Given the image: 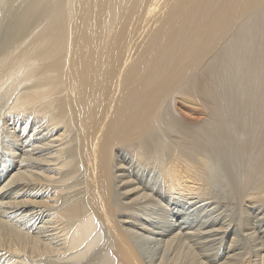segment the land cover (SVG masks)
I'll return each instance as SVG.
<instances>
[{
  "label": "bare ground",
  "instance_id": "obj_1",
  "mask_svg": "<svg viewBox=\"0 0 264 264\" xmlns=\"http://www.w3.org/2000/svg\"><path fill=\"white\" fill-rule=\"evenodd\" d=\"M24 1L0 264H264V0Z\"/></svg>",
  "mask_w": 264,
  "mask_h": 264
},
{
  "label": "rangeland",
  "instance_id": "obj_2",
  "mask_svg": "<svg viewBox=\"0 0 264 264\" xmlns=\"http://www.w3.org/2000/svg\"><path fill=\"white\" fill-rule=\"evenodd\" d=\"M15 1V2H14ZM24 0H3V2L2 3H0V9H2L1 11H0V37H1V35H3V34H7V33H10V30L12 29V27H13V25H14V22L16 21V19H17V17H18V15H20L21 13H22V11H23V6L25 7V5H23L24 4V2H23ZM23 3V4H22ZM2 4V5H1ZM22 4V5H21ZM25 4H26V2H25ZM18 7H17V6ZM21 6H22V8L23 9H21ZM4 11V12H3ZM14 13H15V15H14ZM3 14V15H2ZM2 17V18H1ZM5 19H4V18ZM4 19V20H3ZM12 20H14V22L12 21ZM7 32H6V31ZM6 32V33H5ZM2 33V34H1ZM3 36H5V35H3ZM1 39H3V37H1ZM0 43H1V41H0ZM2 102L3 101H1L0 102V105L2 104ZM4 104H6V105H4ZM4 104H2V107L0 106V183L1 182H3V179H5V177H6V175L8 174V173H6L8 170L10 171L11 169H12V167H15L16 165V163H17V156L15 155L16 153H18L19 152V149H16V148H19L18 146V144H19V141H17V134H19V132H17V130L15 131L13 128H11V126L9 125V124H11L10 122H12L11 120H5V115L7 114V108H9L8 107V104L10 105V102H8V101H5L4 102ZM4 107H5V109H4ZM5 111V112H4ZM4 117V118H3ZM2 119H3V121H2ZM6 121V122H5ZM5 122V123H4ZM28 124H29V127L25 130V131H23L24 132V134H27V133H30V124H31V122L30 121H28L27 122ZM22 124L23 125H25L26 124V122H24V123H21V122H19V123H17V125L19 126V128L22 126ZM34 125H36V124H34ZM5 126V127H4ZM3 128V129H2ZM8 128V129H7ZM2 130V131H1ZM11 131H12V133H11ZM9 133V134H8ZM13 134V135H12ZM3 135V136H2ZM9 135V136H8ZM12 135V136H11ZM15 135V136H14ZM16 138V139H15ZM15 140V141H14ZM15 142H17V143H15ZM17 144V145H16ZM5 145V146H4ZM15 146V147H14ZM5 147H7L8 149V151H10V152H8V151H6L5 150ZM10 148V149H9ZM14 152V153H13ZM12 153V154H11ZM6 154V155H5ZM9 154H10V156L12 157V161H9L8 160V157H10L9 156ZM14 154V155H13ZM3 157V158H2ZM12 166V167H11ZM3 174V175H2ZM4 177V178H3ZM221 198V197H220ZM214 199V198H213ZM224 199V200H223ZM220 199L218 198V199H214V200H208L207 199V201H209V203L207 204V202H206V200H204V204L203 205H205V206H203V208H204V210H202V211H200V212H198V213H196V219L197 220H199V221H202L203 220V218L208 214L207 213V211H208V209L210 210V209H212V208H214L215 207V209H216V207H219L220 208V211L221 210H223V209H225L224 210V213L223 214H225V215H229L230 216V214H229V211L227 210L228 208H226V206H227V204H229V200L228 199H226V200H228V201H225V198H221V200L219 201ZM218 201V202H217ZM206 202V203H205ZM225 202V203H224ZM206 204H207V206H206ZM216 205V206H215ZM171 206H172V208L173 209H171ZM167 208H168V215L170 216V218H171V221H174V220H176V218H178V216H177V213H178V211H177V206H176V204H171V205H169V206H167ZM170 208V209H169ZM219 211V210H218ZM11 215V213H9V215H8V213H3V217H1V218H6V217H8V216H10ZM211 216H212V214H211ZM210 216V217H211ZM165 217H163V218H160V220L162 221V219H164ZM167 218V217H166ZM191 218H194L193 216H191ZM7 219V218H6ZM18 220L19 222H21V220L19 219V216H17V218H12V220ZM226 219V218H225ZM142 220V219H141ZM218 222H222V220H219ZM34 224L35 223H33L32 221H26L25 222V224H24V226L25 227H31L32 225L34 226ZM147 226V225H146ZM141 227V226H140ZM142 228L144 229L145 228V226L143 227L142 226ZM140 232V231H139ZM141 233H143L142 231H141ZM239 233H241V231L239 232ZM144 234V233H143ZM145 234L146 235H148V236H150V234L149 233H147V232H145ZM244 234V233H243ZM151 237V236H150ZM231 238H232V233L231 232H225V234L223 235V242L221 243V247H220V251H217V249L218 248H215L214 249V253H216V254H218V255H215L216 256V259L217 260H219V257H220V252L224 255V254H226V251L228 250V245H229V243H230V240H231ZM238 238H239V240H242L241 238H242V235H239L238 236ZM140 242H143V240H139V242L137 243V244H139L140 245ZM255 243V242H254ZM251 244H253V243H251ZM237 245H239V247L241 246V244L240 243H238V242H235L234 243V246H233V249L232 250H230V252L232 253V254H237V252H239V250L237 249L238 248V246ZM216 246H219V244L217 243V245ZM234 248H236V249H234ZM209 251H210V249H208ZM219 250V249H218ZM213 250H212V248H211V252H212ZM29 263H33V261H30ZM12 264H14V262H12Z\"/></svg>",
  "mask_w": 264,
  "mask_h": 264
}]
</instances>
